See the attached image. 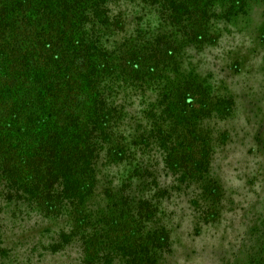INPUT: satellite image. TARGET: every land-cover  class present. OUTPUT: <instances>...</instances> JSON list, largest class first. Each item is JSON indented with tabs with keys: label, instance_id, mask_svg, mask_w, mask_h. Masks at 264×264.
<instances>
[{
	"label": "trees",
	"instance_id": "16d2710c",
	"mask_svg": "<svg viewBox=\"0 0 264 264\" xmlns=\"http://www.w3.org/2000/svg\"><path fill=\"white\" fill-rule=\"evenodd\" d=\"M134 1L151 8L166 31L156 27L154 36L136 25L127 35L129 14L121 0H0V213L13 207L20 215L27 209L61 221L65 229L51 250L74 242L80 264H160L170 251L165 231L152 225L150 199L117 197L108 186L102 204L98 164L128 162L129 179L147 177L149 168L136 154L156 147L165 168L181 180L207 178L206 149L184 144L194 135L189 123L178 131L167 122L178 110L177 99L168 97L161 81L168 67L177 66L176 34L189 42L211 41L212 20L229 19L248 3ZM116 34L123 41L110 44ZM124 89L163 93V122L146 109L139 134L121 133ZM173 133L181 145L170 144ZM2 241L0 257L8 254Z\"/></svg>",
	"mask_w": 264,
	"mask_h": 264
},
{
	"label": "rangeland",
	"instance_id": "374dc122",
	"mask_svg": "<svg viewBox=\"0 0 264 264\" xmlns=\"http://www.w3.org/2000/svg\"><path fill=\"white\" fill-rule=\"evenodd\" d=\"M121 7L129 14L123 13L127 35L136 25L154 36L166 31L151 8L134 0H121ZM209 28L211 41L194 43L175 35L177 66L168 67L161 81L168 97L177 99L178 110L167 122L178 131L189 123L194 135L184 144L206 149L207 178L181 180L165 168L155 147L136 154L149 168L147 177L129 179L130 163L100 165V160L96 194L105 204L102 193L110 186L117 197L126 193L134 201L151 200L152 225L165 231L170 244L160 264H264V0H248L244 11L214 19ZM123 39L113 35L110 44ZM158 94L163 93L121 92V133L139 134L150 111L156 113L154 121L163 122ZM177 142L182 144L173 133L170 144ZM64 229L61 221L34 211L20 215L6 208L0 213V238L8 254L0 257V264H80L81 251L74 242L51 250Z\"/></svg>",
	"mask_w": 264,
	"mask_h": 264
}]
</instances>
